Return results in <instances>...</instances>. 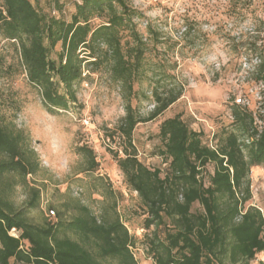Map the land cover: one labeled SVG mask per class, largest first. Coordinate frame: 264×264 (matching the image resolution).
<instances>
[{
    "label": "trees",
    "instance_id": "trees-1",
    "mask_svg": "<svg viewBox=\"0 0 264 264\" xmlns=\"http://www.w3.org/2000/svg\"><path fill=\"white\" fill-rule=\"evenodd\" d=\"M139 15L127 0H80L70 20L44 11L39 2L2 0L0 36L18 41L28 80L39 89L50 113L68 110L78 101L76 85L90 58L91 64L105 63L126 89V114L118 127L124 155L115 154L127 184L146 208V228L156 225L148 243L153 264H252L264 252V213L247 205L253 196L251 169L264 165V115L259 125L253 111L234 104L233 126L217 135L216 146L204 143L202 132L190 128L181 115L168 117L159 133L163 142L159 154L168 161L167 170L162 175L161 168L147 166L133 143L134 129L164 113L183 90L157 85L148 117L132 105L146 51L135 21ZM96 17L102 21L93 24ZM152 32L157 39L159 33ZM57 44L62 49L54 58ZM260 56L256 73L264 85V52ZM82 150L88 169L96 171L93 150ZM209 163L214 171L206 182L202 173ZM39 168L29 136L0 118V264H138L132 249L135 239L116 204L114 215L108 216L78 202L73 219L65 220L59 212L57 221L40 225L29 213L39 206L41 191L31 187V198L17 208L8 198L14 186L10 177L26 183ZM196 203L201 208H195ZM162 227L164 235L157 231Z\"/></svg>",
    "mask_w": 264,
    "mask_h": 264
},
{
    "label": "rangeland",
    "instance_id": "rangeland-1",
    "mask_svg": "<svg viewBox=\"0 0 264 264\" xmlns=\"http://www.w3.org/2000/svg\"><path fill=\"white\" fill-rule=\"evenodd\" d=\"M32 1L39 2L44 11L70 20L80 0H57L56 4ZM127 1L140 13L135 21L146 43L132 105L142 117H148L157 85H175L183 90L164 113L138 123L134 129L133 143L142 162L152 169L161 168L165 174L168 161L159 154L163 147L159 133L168 117L181 115L190 128L202 132L204 143L210 146H216L223 129L233 126L234 104L253 111L256 122L263 123L264 85L256 65L260 51L264 52V0ZM101 21L96 17L93 24ZM152 31L159 33L157 39ZM61 49L57 44L52 56L57 58ZM18 50V41L0 36V118L29 136L40 168L27 176L26 183L11 176L14 186L8 198L21 208L32 196L31 187L39 188L40 204L29 216L40 225L57 221L59 212L63 219H73L78 202L108 216L114 215L116 204L135 239L132 249L138 264H153L148 243L156 225L146 228V208L138 192L127 184L115 154L119 151L124 155L118 127L126 114V89L112 78L105 63L91 64L87 62L93 60L90 58L84 61L83 79L76 85L78 101L68 110L50 113L39 89L28 80ZM239 97L241 103L237 102ZM83 147L93 150L98 161L96 171L88 169ZM213 171V163L203 169L206 182ZM250 176L253 196L247 205H255L264 213V165L252 167ZM195 208L201 207L196 203ZM157 231L164 235L163 227ZM262 261L264 252L258 253L252 264Z\"/></svg>",
    "mask_w": 264,
    "mask_h": 264
},
{
    "label": "built area",
    "instance_id": "built-area-1",
    "mask_svg": "<svg viewBox=\"0 0 264 264\" xmlns=\"http://www.w3.org/2000/svg\"><path fill=\"white\" fill-rule=\"evenodd\" d=\"M242 100H243V99H242L241 97L237 98V102H238V103H241ZM51 213H52V214H55V211H54V210H51Z\"/></svg>",
    "mask_w": 264,
    "mask_h": 264
}]
</instances>
